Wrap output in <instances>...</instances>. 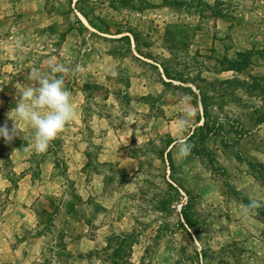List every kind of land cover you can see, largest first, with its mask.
I'll list each match as a JSON object with an SVG mask.
<instances>
[{
    "label": "rangeland",
    "instance_id": "1",
    "mask_svg": "<svg viewBox=\"0 0 264 264\" xmlns=\"http://www.w3.org/2000/svg\"><path fill=\"white\" fill-rule=\"evenodd\" d=\"M177 2L0 0V127L52 63L77 113L44 153L22 121L0 136V264H264L260 208L241 216L245 191L264 198V78L217 79L221 59L190 52V23L165 11Z\"/></svg>",
    "mask_w": 264,
    "mask_h": 264
},
{
    "label": "crops",
    "instance_id": "2",
    "mask_svg": "<svg viewBox=\"0 0 264 264\" xmlns=\"http://www.w3.org/2000/svg\"><path fill=\"white\" fill-rule=\"evenodd\" d=\"M195 1L183 0L191 8L184 7L182 11L172 13L177 16L175 21L186 18L190 23L188 27L195 33L188 50L196 55L212 54L214 59H221L214 60V67L219 70L213 73L224 83L235 82L245 72L255 80L264 78V0H202L204 7L197 6ZM165 11L171 12V9L167 7ZM158 68L161 86L166 87L167 82L177 84L165 77L163 68ZM181 85L184 87L185 83ZM259 156L261 154L257 153L256 159L264 164ZM245 194L264 202V198L251 191H245Z\"/></svg>",
    "mask_w": 264,
    "mask_h": 264
},
{
    "label": "clouds",
    "instance_id": "3",
    "mask_svg": "<svg viewBox=\"0 0 264 264\" xmlns=\"http://www.w3.org/2000/svg\"><path fill=\"white\" fill-rule=\"evenodd\" d=\"M72 71L82 73L84 69L76 65ZM68 72L69 69L65 65L52 63L48 71L37 70L32 73L31 78L36 85L22 90L16 106L7 114L8 119L14 121V127L11 130L7 125L0 127V136L6 142L11 143L20 134L18 122L22 121L33 129L35 150L44 153L66 130L67 125L76 119L77 113L72 102V94L65 87V77ZM187 116H191V113ZM190 153L191 145L181 142L177 155L186 157ZM260 207H264V202L250 196L249 203L241 209L242 218L247 219Z\"/></svg>",
    "mask_w": 264,
    "mask_h": 264
},
{
    "label": "trees",
    "instance_id": "4",
    "mask_svg": "<svg viewBox=\"0 0 264 264\" xmlns=\"http://www.w3.org/2000/svg\"><path fill=\"white\" fill-rule=\"evenodd\" d=\"M176 6H174V8H172V7H168V8H170V9H174V10H179V11H182V9L185 7V8H191V6L190 5H188V4H185V3H183V2H177V4H175ZM192 35H191V37H189V40H190V43H191V40H192V38L195 36V33L194 32H192L191 33ZM166 35H168V33L166 34ZM167 38H168V36H167ZM186 46H190V44L188 45H186ZM238 66H236L235 67V69H237L238 70ZM241 69H239V71H240ZM163 72H164V75H165V77L168 79V80H170V81H174V79L173 78H171L170 76H169V74H168V71L166 70V69H164L163 68ZM224 83V82H223ZM225 85H227V84H229V83H224ZM188 92H190L191 90H187ZM200 98H199V101H200V105L202 106V108H203V116H204V118H206V116H207V111H208V98L205 96V95H203V94H201L200 96H199ZM197 101H198V98H197ZM262 123H264V121L262 122ZM206 126H207V121H205V124H204V129L206 128ZM194 137V135L193 136H191V137H189V140L188 141H190V140H192V138ZM166 162H167V164H168V166H169V170L170 171H173L174 170V162H173V158H172V155H171V153L169 152L167 155H166ZM256 170H258V173L260 174V177H261V182H263V184H264V166L262 165V164H260L259 162H257L256 164ZM87 167H88V165H87ZM86 167V168H87ZM111 167H113V166H110V168ZM255 180H257L258 181V178H254ZM67 197H69V198H71L72 200H76L77 198H76V196H75V194H74V192H70V193H68L67 194ZM63 205L62 206H64V205H66L67 204V202H61ZM60 203V204H61ZM69 204V203H68ZM246 204H248V202L247 203H245V205ZM51 207H53L54 206V202H51ZM53 209V208H52ZM44 214V216H47L48 217V219H50V220H52L53 221V216H52V214H48L47 212H44L43 213ZM258 214H259V222L263 225V228H264V209H262L261 207H260V209H259V211H258ZM56 215H58V214H56ZM122 241L125 243H128L129 244V247H130V249H131V247H132V245H135L136 243H137V240H136V238L134 237V236H124V237H122ZM125 240V241H124ZM118 241H119V243H118ZM120 241H121V238L120 237H111L110 238V240L108 241V243H109V246L110 245H117L118 246V248H120ZM110 248L111 247H107V250L104 252V254L105 253H108L109 251H110ZM127 249H129V248H127ZM117 259H119V253L117 252H113V256L112 257H108V260H106V261H109V260H112L113 262V264H116V262L115 261H117Z\"/></svg>",
    "mask_w": 264,
    "mask_h": 264
}]
</instances>
